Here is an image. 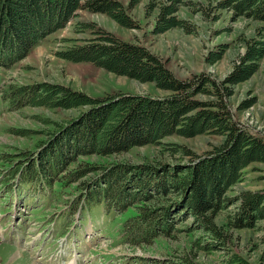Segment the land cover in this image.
I'll return each mask as SVG.
<instances>
[{"label":"trees","instance_id":"1","mask_svg":"<svg viewBox=\"0 0 264 264\" xmlns=\"http://www.w3.org/2000/svg\"><path fill=\"white\" fill-rule=\"evenodd\" d=\"M141 1L129 0L126 6L122 0H0V66L10 68L26 58L48 36L79 17L80 10L103 13L126 28H138L129 9ZM183 1L160 0L150 4L157 9L153 33L173 28L191 31L187 21L177 15ZM218 6L234 8L239 15L264 22V0H221ZM75 30L95 34L84 39L63 38V42L73 44L56 50L57 57L90 62L117 75L152 82L170 93L152 96L119 92L93 96L49 81L0 88V97L12 110L27 106L82 109L57 135L51 151L27 166L25 183L34 181L35 173L45 172L50 186V192H45L47 196L79 180L84 187L81 205L86 208L103 203L107 212L115 214H122L129 207L138 208L126 215L119 227L122 240L133 245L152 243L154 236L175 230L176 220L188 215L220 236L224 233L216 214L231 202L238 203L230 218L236 227H252L264 218V188H242L231 196L228 193L250 164L264 162V135L249 131L236 119L229 105L235 86L258 71L264 57L263 39L245 41V52L239 54L233 70L223 80L204 72L182 79L146 46L121 39L95 21L78 20ZM224 53L225 48L221 47L206 60L213 64ZM201 95L210 99H202ZM253 103L254 100L245 101L241 108ZM13 132L27 135L29 130L13 129ZM205 133L223 139L204 154L192 152L184 145L168 146L173 153L189 156L183 164L86 162L68 170L80 156L111 157L137 146L160 144L170 136L192 138ZM141 199L146 201L136 204ZM169 199L170 205L165 202Z\"/></svg>","mask_w":264,"mask_h":264},{"label":"rangeland","instance_id":"2","mask_svg":"<svg viewBox=\"0 0 264 264\" xmlns=\"http://www.w3.org/2000/svg\"><path fill=\"white\" fill-rule=\"evenodd\" d=\"M122 1L128 6L129 0ZM159 1L142 0L129 9L138 28H126L103 13L80 10L79 17L48 36L26 58L10 68L0 66V88L49 81L93 96L119 92L152 96L170 93L152 82L117 75L90 62L57 57L56 50L73 44L63 42V38L94 36L90 30L76 32L78 20L95 21L121 39L146 46L182 79L204 72L223 80L233 70L239 54L245 52V41L264 40V22L239 15L231 7L219 8L221 0H184L177 15L187 21L191 31L173 28L155 34L152 30L157 9H152L150 4ZM221 47L225 48L223 57L213 64L208 63L206 57ZM200 98L210 99L207 95ZM248 100L254 103L241 108ZM229 105L236 119L249 131L264 135V57L258 71L235 86ZM81 111L44 106L12 110L0 97V264H264V218L252 227H236L230 219L238 205L236 202L216 214V221L224 233L220 236L205 229L193 215H188L176 220L175 230L154 236L152 243L133 245L122 240L119 227L125 216L138 208L129 207L124 213L115 214L98 203L88 209L81 205L84 187L79 185V180L47 196L45 192H50V186L45 172L35 173L34 181L25 183L27 166L52 148L57 135ZM13 129H28L29 133L19 135ZM222 139L213 133L192 138L174 135L160 144L137 146L120 155L80 156L68 170L86 162L183 164L189 156L173 153L167 149L169 145H184L192 152L204 154ZM63 176L66 178L65 172ZM242 188H264V162L250 164L228 193L235 195ZM144 201L138 200L136 204L142 205ZM171 201L165 202L170 205Z\"/></svg>","mask_w":264,"mask_h":264},{"label":"bare ground","instance_id":"3","mask_svg":"<svg viewBox=\"0 0 264 264\" xmlns=\"http://www.w3.org/2000/svg\"><path fill=\"white\" fill-rule=\"evenodd\" d=\"M33 264V263H32Z\"/></svg>","mask_w":264,"mask_h":264}]
</instances>
